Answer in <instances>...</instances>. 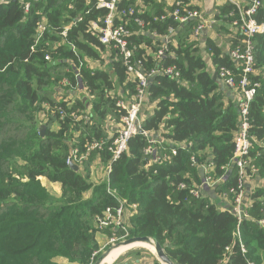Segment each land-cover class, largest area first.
<instances>
[{
  "label": "trees",
  "instance_id": "obj_1",
  "mask_svg": "<svg viewBox=\"0 0 264 264\" xmlns=\"http://www.w3.org/2000/svg\"><path fill=\"white\" fill-rule=\"evenodd\" d=\"M193 1L120 0L117 6L122 14L115 24L129 30L134 59L145 71L174 65L179 78H150L149 102L141 111L143 130L159 141L154 145L157 154L168 157L152 161V155L144 154L147 139L137 134L126 152L110 163L109 187L125 202L127 238H150L174 264H264V226L253 220L241 224L246 247L242 255L233 238L236 219L220 198L236 183V171L225 168L233 155L239 119L236 92L214 80L213 74L223 67L236 71L238 80V66L228 55L240 40L228 26L235 6L216 1L210 16L226 26H213L215 36L213 30L191 41L195 20L179 24L162 17L177 2L202 10L201 3ZM28 2L26 11L20 0H0V264H93L101 255L98 234L120 238L125 233L115 226L98 227L97 218L119 204L107 193L105 179L100 184L91 181V168L96 163L107 166L111 154L86 152L85 146L92 140H112L115 129L106 119L119 124L122 112L115 104L132 98L136 80L128 75L118 52L101 44L92 32L89 23L102 26L107 14L96 8V0ZM256 19L264 22V0ZM39 26L43 30L38 31ZM165 37L173 56L158 62L154 55ZM253 45L250 80L259 87L249 105V157L259 174L247 185V198L252 201L250 216L260 220L264 219V34L255 36ZM90 60L100 67L88 65ZM81 87L90 99L72 100ZM59 108L67 114L63 120ZM71 113L89 119L72 121ZM76 147L78 156H85L78 171L66 164L70 149ZM172 147L177 148L175 156ZM207 164H212L211 178L222 179L196 198L190 191L202 184L201 166ZM40 178L58 184L60 197H52ZM152 264L161 263L154 259Z\"/></svg>",
  "mask_w": 264,
  "mask_h": 264
},
{
  "label": "built area",
  "instance_id": "obj_2",
  "mask_svg": "<svg viewBox=\"0 0 264 264\" xmlns=\"http://www.w3.org/2000/svg\"><path fill=\"white\" fill-rule=\"evenodd\" d=\"M90 2L91 0H83ZM221 2H228L235 6V11L229 13L228 17L234 20L229 24L232 26V30L235 31L240 40L239 43L232 49L229 50L228 55L235 65L238 66L237 72H239L238 80L236 78V71L220 68L217 72L218 79L222 84L236 92L237 95V109H238V131L234 141V151L231 157L229 165L225 168L226 171L234 169L237 173L236 183L233 187L224 191L220 198L222 201L228 203L229 210L232 212L236 219V230L233 234V238L239 245V250L242 255L246 254V247L241 237L240 227L245 220H253L259 226H264V219L255 220L250 216L249 208L252 207V201L247 198V185L252 183L259 174V168L252 162L250 156V150L252 148V142L250 138V119H249V105L254 98L259 84L252 83L250 76L254 72V45L253 38L257 35L264 34V22H258L256 17L262 7V0H244L243 3H239L235 0H216ZM24 4V8L27 11L29 9L28 0H20ZM120 0H96L97 9H105L107 11L106 16L103 19V25L99 26L95 22H90V28L92 32L97 36L98 40L103 45H111L121 57L123 64L126 68L128 75L136 80L135 93L129 100L119 99L116 102V107L122 112L120 121L115 129L112 140L107 143L104 140H92L86 144V152L106 151L111 154V160L107 166H103L104 176L107 187V193L115 198L118 202V207L112 210L107 208L104 211L102 217L97 218V224L99 228H105L109 226H115L121 228L125 233L120 238H127V230L123 225L124 222V206L125 202L116 198V193L109 187L108 174L110 173V163L118 160L123 153L126 152L129 140L134 136L142 135L147 139L149 145L144 150L145 155H152V161H160L161 158H167L168 155L164 153L159 156L156 152L154 145L159 143L156 138H152L142 128L141 111L144 106L149 102V91L148 84L149 79L155 75H161L172 79L179 78V71L174 65L161 66L160 68H153L149 71H145L142 64L134 59V48L129 46L127 41L129 30L121 24H115L116 20L121 19V14L117 10V6ZM176 8L168 13L166 17H172L179 24H186L191 20H195L196 23L192 29L190 40L194 41L206 32H209L213 26L219 23V20L214 16H210L207 10H196L185 6L182 2L175 4ZM131 13V12H130ZM138 26L142 27L143 23L136 20ZM43 30V26H39L38 31ZM172 32V29L169 31ZM169 33V34H170ZM66 32L62 33L65 36ZM39 37H37L38 41ZM170 41L169 38L165 37L164 42L161 44L154 57L156 61H160L167 55L173 56V53L169 49ZM48 60V57H46ZM63 85H68L66 80L62 81ZM58 116L60 120L67 117V114L58 109ZM72 121L84 120L88 121V116H81L75 113L70 114ZM178 148H184V145L178 146ZM171 155L177 154V148H171ZM78 148H71L69 155L66 160L67 165H76L85 156H78ZM192 162L194 159H191ZM150 164V162H149ZM201 170L203 171V181L199 188L192 189L190 193L198 198L201 197L202 190H210L214 188L217 181L213 180L210 176L212 170V164L202 165ZM180 189H185L184 184L179 185ZM135 210V205L132 206ZM119 238L112 236L109 243L114 246ZM229 251V247L225 249ZM246 264H254L247 262Z\"/></svg>",
  "mask_w": 264,
  "mask_h": 264
},
{
  "label": "rangeland",
  "instance_id": "obj_3",
  "mask_svg": "<svg viewBox=\"0 0 264 264\" xmlns=\"http://www.w3.org/2000/svg\"><path fill=\"white\" fill-rule=\"evenodd\" d=\"M168 2H171V0H167ZM193 2L195 3H203L206 2V7L210 6V8L212 7L213 2H211L210 0H194ZM204 5V3H203ZM214 8V7H213ZM212 8V11H213ZM203 10V9H202ZM214 27H212V29L210 30L213 31ZM232 27H229V30H231ZM216 30H214L212 35H216ZM210 34V33H208ZM218 36L222 37V33H220ZM220 38V37H219ZM221 39V38H220ZM93 68H97L100 67V64H98L97 62L93 61ZM87 97L90 99V96L82 89L80 91H75V93L72 94L73 99H78L79 97ZM71 97V98H72ZM56 130V127L54 128ZM22 164V163H19ZM97 164V163H96ZM94 164L91 168V176L95 175L96 177L99 176V178H96L94 184H100L102 181V178L104 176V171H103V167L102 165H96ZM99 166V167H98ZM92 178V177H91ZM92 181V180H91ZM104 181V180H103ZM40 182L42 184V186H44L48 192L50 193V195L52 197L58 198L60 197V186L57 184H50V182L47 181H42L40 178ZM213 190V187L211 188ZM85 196H88V194H86ZM106 228V227H105ZM107 237L106 235L103 234H98L97 235V240L100 246L99 252H101V255L98 257V259L102 256V255H106L112 248L121 245L123 242H125L126 240H128V238H119V240L117 242L114 243V246H112V244L109 243L110 239ZM97 259V260H98ZM154 259H157L155 254H152L150 251L146 250V249H141V248H135L132 249L128 252L125 253V255L121 256L117 261L119 260H127L126 262H128V264H132V263H136V261H138V264H152L154 262ZM96 260V262H97ZM64 262V261H63ZM63 262H61L63 264ZM96 262H94L93 264H95Z\"/></svg>",
  "mask_w": 264,
  "mask_h": 264
},
{
  "label": "water",
  "instance_id": "obj_4",
  "mask_svg": "<svg viewBox=\"0 0 264 264\" xmlns=\"http://www.w3.org/2000/svg\"><path fill=\"white\" fill-rule=\"evenodd\" d=\"M213 79L216 80L218 79V76H217V73H214L213 74ZM44 132H45V126L42 125L40 126V134L41 136L44 135ZM70 168H72L74 171H78V167L76 165H70ZM135 242H146V243H153V247H154V250H155V255L158 259V261L161 263V264H174L170 258L166 255V253L164 252V250L161 248L160 245H158L156 242H154L153 240H151L150 238H147V237H133V238H130L128 240H126L125 242H123L122 244H131V243H135ZM105 257V255H102L95 264H100L101 261L103 260V258Z\"/></svg>",
  "mask_w": 264,
  "mask_h": 264
},
{
  "label": "bare ground",
  "instance_id": "obj_5",
  "mask_svg": "<svg viewBox=\"0 0 264 264\" xmlns=\"http://www.w3.org/2000/svg\"><path fill=\"white\" fill-rule=\"evenodd\" d=\"M141 248L150 251L152 254H155V250L153 247V243L149 242H135L131 244H121L112 248L103 258L100 264H113L116 262L121 256L125 255L126 252L135 249Z\"/></svg>",
  "mask_w": 264,
  "mask_h": 264
},
{
  "label": "crops",
  "instance_id": "obj_6",
  "mask_svg": "<svg viewBox=\"0 0 264 264\" xmlns=\"http://www.w3.org/2000/svg\"><path fill=\"white\" fill-rule=\"evenodd\" d=\"M211 2H213V4H212V7L210 8V6H207L206 7V2H203L204 3V5H203V3H201L200 4V6H201V8L204 10V11H208L209 13H211L212 12V8L214 7V4H215V2H216V0H210ZM235 1H237V2H239V3H243L244 2V0H235ZM215 26H226V24H224L222 21H219V23H217ZM229 26V25H228ZM88 65H90L91 67H93V61L92 60H90V61H88ZM81 90H82V87H81ZM70 98H71V96H70ZM82 99H83V101L85 102L87 99H89V98H87L86 96L85 97H82ZM72 100H74L73 99V97H72ZM71 104V103H70ZM106 121H107V123H109L110 124V126H111V124H112V126H111V128L112 129H116V127L118 126V125H116V124H113L112 122H111V119H110V117H107V119H106ZM54 127H56V126H54ZM112 134H110V136H111ZM99 167V166H98ZM92 178H91V180H92V182L94 183L96 180V178H99V176H95V175H92L91 176ZM104 178H105V176H103V178H102V181L104 180ZM41 180L43 181H47V179H45V178H41ZM101 181V182H102ZM48 182V181H47ZM51 184V183H50ZM52 185V184H51ZM58 185V184H57Z\"/></svg>",
  "mask_w": 264,
  "mask_h": 264
}]
</instances>
